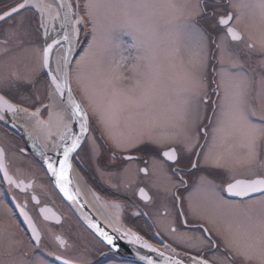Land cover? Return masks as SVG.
Listing matches in <instances>:
<instances>
[{
    "label": "snow or ice",
    "instance_id": "obj_1",
    "mask_svg": "<svg viewBox=\"0 0 264 264\" xmlns=\"http://www.w3.org/2000/svg\"><path fill=\"white\" fill-rule=\"evenodd\" d=\"M235 7L231 0H57L53 11L48 0H12L0 8V26L13 21L0 31V56L42 42L33 48L37 68L0 75V88L16 86L34 110L0 96V112H23L35 120L33 127L45 147L58 153L62 149L59 170L50 157L45 162L68 200L76 199L67 186L69 157L86 142L101 176L117 180L114 187H127L141 174L151 177L156 195L165 201L166 215L170 202L183 224L204 221L199 236H182L197 254L186 251V261L168 258L170 264H264V0H244L239 6L253 22L259 21V37L247 33L252 43L245 40L242 13L229 10ZM27 12L35 18L34 26ZM56 20L64 29L62 39L49 32ZM85 29L91 39L76 59L73 51ZM233 44L242 45L239 54ZM181 46L189 52L187 67L180 58ZM178 58L180 72L175 71ZM129 80L131 86L123 87ZM41 108L48 112V121L40 119ZM53 116L57 133L52 131ZM73 121L79 123V134L73 131ZM93 125L109 146L107 164L120 165L119 170L106 173L100 165L103 145L92 135ZM57 135L63 145L54 139ZM145 150L151 152L148 159L138 155ZM3 155L0 149V168ZM239 167L250 169L253 178L215 182L217 170L232 173ZM5 178L18 188L31 187L14 180L7 169ZM139 196L153 200L144 187H139ZM21 213L31 230L28 246L40 248L41 231L24 207ZM90 226L114 246L111 235ZM169 231L178 234L171 225ZM123 236L156 251L130 229ZM55 239L65 245L60 236ZM20 243L3 245L0 264H45L26 257L17 247Z\"/></svg>",
    "mask_w": 264,
    "mask_h": 264
},
{
    "label": "flooded vegetation",
    "instance_id": "obj_2",
    "mask_svg": "<svg viewBox=\"0 0 264 264\" xmlns=\"http://www.w3.org/2000/svg\"><path fill=\"white\" fill-rule=\"evenodd\" d=\"M4 1L0 0V5ZM229 10L234 12L233 8ZM25 15L31 23L33 20L34 26V18H31L29 14ZM12 23L13 21L9 20L6 24L0 26V31L7 30ZM39 46H42L41 41H33V45L29 46L30 56H33L35 60L30 65L29 61H26L22 72L38 67L37 53L33 48ZM239 47L242 48V45H239ZM15 51L17 49H14L8 57L0 56V59H4V61L12 59ZM1 63L0 75L6 74L8 71H17L16 69L20 68L19 61L17 64L8 61ZM9 64L13 65V68L8 66ZM2 66L5 68L1 71ZM20 87L23 88L24 86ZM0 92L13 102L32 108L30 102L22 99V95L16 86L2 87ZM36 107H40V105H36ZM44 113L47 114L48 112L42 109L41 114ZM207 115H212L211 109L207 111ZM205 123H208V121L205 120ZM93 129L92 135L97 138L98 143L103 145L100 165L104 166L106 173L119 170L120 165L107 164L109 159L107 149L109 146L101 138L99 129L95 128L94 125ZM210 135L211 129L209 128V138ZM200 142L201 144L205 143L203 139ZM38 148L36 143H25L20 135L0 123V149L4 153V167L0 168V252L3 251V245L8 242L21 240L22 243L17 247L23 251L24 255L33 260L42 259L45 264H63L64 260L82 262V264H140L113 253L85 227L53 184L46 167L35 156L33 150L37 151ZM138 155L142 159H148L151 152L145 150ZM71 163L73 174L75 172L79 174L95 190L99 201H111L120 204L121 214L118 216L120 224L156 246L170 250L174 248L183 254L186 251L190 255L197 254L195 248L190 247L188 241L183 239L182 236H199L201 234L200 225L204 221L193 219L190 224H183L182 218L177 219L176 212L171 208L170 202H168L169 208L166 215L165 201L159 198L155 193V189L152 188L153 178L144 177L141 174L127 187L123 184L114 187L113 185L117 184V180L110 179L107 174L101 176L97 163L89 158L86 142H83L82 147L73 153ZM140 166L142 167L143 164L141 163ZM5 169L14 180L17 182L22 180L24 184L30 183L31 187L18 188L15 184H10L8 179L5 178ZM215 177V182L219 185L232 182L234 179L253 178L251 170L244 167H239L232 173L223 169L217 170ZM138 186L144 187L149 192V195L153 197L151 202H145L140 198ZM33 196L36 197V200L32 199ZM226 199L236 200L237 198L226 196ZM21 207H24V211L32 218L42 234V245L35 250L28 246V237L31 235V230L28 224H25L22 220ZM41 209H43V212H41ZM137 212L141 214L136 215ZM143 213H148V215H143ZM169 225L177 228V235H173L169 231ZM157 233H160V235H157ZM56 236H60L65 240L64 246L59 245V242L55 239ZM169 244L171 247H166ZM223 251V245H220L219 253ZM58 255L62 257L61 260L56 259Z\"/></svg>",
    "mask_w": 264,
    "mask_h": 264
},
{
    "label": "water",
    "instance_id": "obj_3",
    "mask_svg": "<svg viewBox=\"0 0 264 264\" xmlns=\"http://www.w3.org/2000/svg\"><path fill=\"white\" fill-rule=\"evenodd\" d=\"M57 3V0H54ZM64 29H60L57 33V35L53 38H60L62 39ZM51 42V41H49ZM66 46V45H65ZM78 46L74 48L73 51V57H75L77 52ZM54 66V64H53ZM0 96H3L5 99H7L10 103L18 105L20 108H24L25 106L15 103L9 98H7L5 95L0 93ZM77 97V95H76ZM78 98V97H77ZM79 99V98H78ZM30 111L34 109H30ZM0 115H3L4 119L0 120V123L7 128L15 131L18 135L21 136L23 141L25 143H33L37 144L39 147L37 151L33 150L35 153V156L39 159L40 162L46 167L47 169V163L45 162L46 157H50L52 162L56 165L57 170H59V160L63 159L62 149L57 152L56 149L51 147H45L44 141L42 139V134L39 132V130H36L33 126H29L28 121H25V119L29 118L23 113L20 112L19 114H13L11 112H8L6 109L3 112H0ZM41 117V116H40ZM42 118V117H41ZM43 119V118H42ZM48 117L46 119H43L44 121H47ZM15 124V127L13 125ZM57 133V132H54ZM75 134H79V123L75 121ZM57 143H60L63 145L65 141H60L58 135L54 137ZM41 152H44L45 155H41ZM73 153L70 155L69 159L71 162V157ZM72 164V163H71ZM50 175V178L57 188V190L62 195L63 199L66 201V203L71 207V209L76 213L80 221L87 227L101 242H103L113 253L119 255L120 257L138 262L140 264H149V261H153L154 264H170L168 258H171V260L176 259H184L185 261L188 259L183 253L175 251L173 252L170 249H167L165 247H159L156 246L147 240L143 238L144 242H147L149 245L152 246V248H155L156 251H152L150 248H146L143 246V243H137V244H131L128 242V238L123 236V232L125 230H129L124 225H121V231L116 232L111 226H109L105 221H103L97 213H95L90 206L86 203V201L83 199L78 187L76 186V183L74 181L73 177V171L72 168L68 172V178L71 181L70 184H68V188L71 194H73L76 199L75 200H68V198L64 195V193L60 190L59 185L56 183V177L53 176L51 172H48ZM21 217L23 222L26 224L27 221L25 220L24 215L21 213ZM90 224H95L97 227L107 232L109 235L113 237L114 240V246H108L106 244V241L103 240V237L100 236L99 232L90 226ZM132 231V230H131ZM133 232V231H132ZM135 233V232H134ZM137 234V233H136ZM138 235V234H137ZM163 253V256L160 255V253ZM141 257H144V259H141Z\"/></svg>",
    "mask_w": 264,
    "mask_h": 264
},
{
    "label": "rangeland",
    "instance_id": "obj_4",
    "mask_svg": "<svg viewBox=\"0 0 264 264\" xmlns=\"http://www.w3.org/2000/svg\"><path fill=\"white\" fill-rule=\"evenodd\" d=\"M231 2H232V4L237 5V7L233 8L234 12L242 13V28L246 29V34H245V40H246V42L252 43L251 40H248L247 33H252L254 36L259 37L260 32H259V29H258V24H259L258 19L255 22H253V20L248 15L247 10L244 9V8H242V7H239L244 2V0H231ZM10 3H11V1H9V3H7V4L3 3L2 5H0V8H4V7H2L3 5H6L7 6ZM25 14H29V16L31 18H33L31 12H28V13H25ZM34 23H35V20H34ZM32 24H33V20H32ZM85 30H84V36L87 34V30H86V34H85ZM81 34H82V32H81ZM81 34H80V37H81ZM90 39H91V36L89 34L86 35V40H85V42H83L84 45L82 47H80L82 49L79 50L81 53L80 52L77 53V56H75L76 59L79 58V54H82V52H83L82 50H84L87 47L88 42L90 41ZM125 39H127V38H125ZM35 46H37V45H35ZM28 48L26 50L17 49V51L14 52L12 59H7L5 61H4V59H0V62H2L1 64L5 63L6 61H8L9 63L15 62L17 64V62L19 61L20 62L19 63V67L20 68H17L16 70L22 72L23 69H24V67H25L26 61H29V65H30L35 60V58L33 56H30V52H29ZM232 48L238 54L240 53L241 48L239 47V45L233 44L232 45ZM125 55H127V53H125ZM133 55H134V53H133ZM180 58L183 59L184 66L187 67L188 66V60H189V52L183 46H181ZM180 58H178L176 60V62H175L176 63V69H175L176 72H180L181 71V61H180ZM8 66H11L13 68V65H11V64H9ZM4 68L5 67L2 66L1 67V71L4 70ZM131 84H132V82L129 80V81L123 82V85L122 86L125 87V88H128V87L131 86ZM73 89L76 92L77 97L80 98V94H79L78 90H76L75 84H73ZM48 102H49L48 100L45 101V103H48ZM257 104H259V101H257ZM42 109L43 108H41V111H42ZM41 117H42V114H41ZM109 211H111L112 214H115V212L113 210L110 209ZM118 219L119 218H117V220Z\"/></svg>",
    "mask_w": 264,
    "mask_h": 264
},
{
    "label": "bare ground",
    "instance_id": "obj_5",
    "mask_svg": "<svg viewBox=\"0 0 264 264\" xmlns=\"http://www.w3.org/2000/svg\"><path fill=\"white\" fill-rule=\"evenodd\" d=\"M48 2H50L54 5V9H53V11H54L56 2L54 0H48ZM5 6L6 5H3L2 7H5ZM60 29H61V26H60L59 20H56L52 24L49 25V32H50V35L52 37H55ZM59 47L60 46H58V48ZM55 52H56V50H54V53H53V64H54ZM47 117H48V119H47V121H48L49 120L48 113L47 114L44 113L42 115L43 119H46ZM42 118L40 117V119H42ZM25 121H28L29 126H33L35 124L34 119H29V120L25 119ZM72 123L74 125V127H73V131H74L75 130V121H73ZM52 131L53 132L59 131V129L57 128V125H56V117L55 116L52 117ZM74 172H75V170H74ZM74 174H76V175H74ZM74 174H73V177H74V181L76 183V186L78 187L83 199L90 206V208L95 213H97L98 216L103 221H105L109 226H111L113 228H121V225L117 220L118 216H120V214H121L120 204L115 203V202H111V201L110 202L103 201L104 203L102 201H99V199H97L98 195L96 194L95 190L84 179H82L79 174H77L76 172ZM110 209L113 210L115 212V214H112L111 211H109Z\"/></svg>",
    "mask_w": 264,
    "mask_h": 264
},
{
    "label": "trees",
    "instance_id": "obj_6",
    "mask_svg": "<svg viewBox=\"0 0 264 264\" xmlns=\"http://www.w3.org/2000/svg\"><path fill=\"white\" fill-rule=\"evenodd\" d=\"M9 1L12 2V0H5L3 3L7 4V3H9ZM1 5H2V4H1ZM80 40H81V41H80V44H79V50L82 49V48H80V47H82V46L84 45L83 42H85V40H86V35L84 36V30H82V34H81Z\"/></svg>",
    "mask_w": 264,
    "mask_h": 264
}]
</instances>
